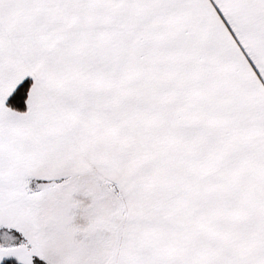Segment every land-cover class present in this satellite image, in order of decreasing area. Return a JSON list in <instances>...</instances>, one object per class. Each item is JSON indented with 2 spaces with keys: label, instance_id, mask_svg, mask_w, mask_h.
<instances>
[{
  "label": "snow or ice",
  "instance_id": "6c2138e0",
  "mask_svg": "<svg viewBox=\"0 0 264 264\" xmlns=\"http://www.w3.org/2000/svg\"><path fill=\"white\" fill-rule=\"evenodd\" d=\"M0 264H264V0H0Z\"/></svg>",
  "mask_w": 264,
  "mask_h": 264
}]
</instances>
